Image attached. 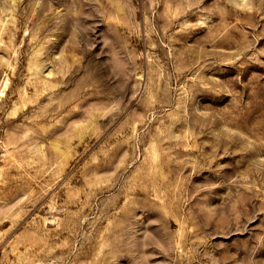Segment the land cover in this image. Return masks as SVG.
Segmentation results:
<instances>
[{
    "label": "rangeland",
    "instance_id": "obj_1",
    "mask_svg": "<svg viewBox=\"0 0 264 264\" xmlns=\"http://www.w3.org/2000/svg\"><path fill=\"white\" fill-rule=\"evenodd\" d=\"M0 264H264V0H0Z\"/></svg>",
    "mask_w": 264,
    "mask_h": 264
}]
</instances>
